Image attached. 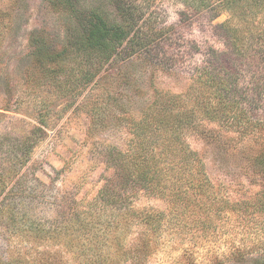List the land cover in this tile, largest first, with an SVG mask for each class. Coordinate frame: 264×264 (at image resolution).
Masks as SVG:
<instances>
[{
    "label": "trees",
    "instance_id": "1",
    "mask_svg": "<svg viewBox=\"0 0 264 264\" xmlns=\"http://www.w3.org/2000/svg\"><path fill=\"white\" fill-rule=\"evenodd\" d=\"M160 2L150 9L155 0H105L104 9H92L83 57L97 56L110 65L118 64V81L135 87L136 75L129 68L135 59L157 66L163 58L185 56L190 49L175 36L173 25L155 17ZM180 2V26L190 24L194 17L204 16L210 22L226 14L224 20L210 24L221 48L203 49L202 63L192 68L182 91L150 83L144 97L135 88L137 99L131 111L121 105V119L130 133L127 146L114 150L105 146L101 151L112 173L91 198L76 201L70 197L59 209L56 206L57 213L49 219L29 213L38 199H33L34 188L27 187V176L48 122L40 118L38 125L25 132L0 136L1 236L17 234L33 242L45 235L63 240L82 264H102L106 257L121 264L152 255L163 226L177 233L191 229L205 233L214 217L233 207L227 192L211 181L201 155L187 143V133L227 149L237 148L253 172L264 177V110L260 107L264 101V0ZM153 52L162 59L153 60ZM57 56L48 72L66 74ZM221 131L232 132L242 141L251 138L252 144L223 139ZM139 192L161 199L165 206H137L134 200ZM5 264L13 263L9 259Z\"/></svg>",
    "mask_w": 264,
    "mask_h": 264
},
{
    "label": "rangeland",
    "instance_id": "2",
    "mask_svg": "<svg viewBox=\"0 0 264 264\" xmlns=\"http://www.w3.org/2000/svg\"><path fill=\"white\" fill-rule=\"evenodd\" d=\"M53 2L54 6L49 0H0V136L25 132L38 125L40 118L49 125L46 137L34 149L35 162L27 176V187L34 188L33 199L38 200L32 210L25 211L40 219L53 217L70 197L77 201L96 193L112 173L101 151L105 146L124 149L130 137L121 119V105L131 111L137 99L135 88L147 97L150 83L172 92L184 90L192 68L202 63L203 49L221 48L210 24L226 18L225 13L210 22L204 16L194 17L190 24L180 26V0H161L155 11L157 21L173 25L175 36L186 42L190 52L180 58H163L157 66L135 59L129 67L136 75L134 87L118 81V64L82 55L91 20L88 15L92 9H104L105 0ZM55 54L66 74L48 72L56 63ZM152 59L162 56L153 52ZM260 107L264 110V101ZM221 135L232 142L242 141L232 132L221 131ZM185 139L201 155L211 181L227 192L233 210L214 217L205 233L194 229L177 233L163 226L152 255L121 264H264V177L253 172L237 148L227 149L195 133H187ZM252 141L244 138L242 142ZM134 203L165 206L161 199L142 192ZM9 259L13 264H82L63 240L44 235L32 242L17 234H0V264ZM102 264L117 263L106 257Z\"/></svg>",
    "mask_w": 264,
    "mask_h": 264
}]
</instances>
